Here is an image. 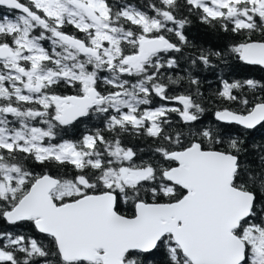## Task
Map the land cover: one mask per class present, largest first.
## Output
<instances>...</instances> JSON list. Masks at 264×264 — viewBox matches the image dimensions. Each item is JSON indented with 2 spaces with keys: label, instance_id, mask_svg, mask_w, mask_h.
Wrapping results in <instances>:
<instances>
[{
  "label": "snow or ice",
  "instance_id": "1",
  "mask_svg": "<svg viewBox=\"0 0 264 264\" xmlns=\"http://www.w3.org/2000/svg\"><path fill=\"white\" fill-rule=\"evenodd\" d=\"M0 8V264H264V145L244 139L264 83L220 77L206 123L192 75L229 56L264 69V0ZM193 16L230 45L190 41Z\"/></svg>",
  "mask_w": 264,
  "mask_h": 264
},
{
  "label": "trees",
  "instance_id": "2",
  "mask_svg": "<svg viewBox=\"0 0 264 264\" xmlns=\"http://www.w3.org/2000/svg\"><path fill=\"white\" fill-rule=\"evenodd\" d=\"M130 1L141 7L147 3V0ZM0 11H6V9L0 8ZM191 20L192 23L187 27L186 35L194 44L203 45L204 47H212L213 50H220V47L230 45L231 38L227 37L226 34L218 33L212 30L208 26L200 23L194 16L191 17ZM227 60L228 62L224 64L214 59L213 63L216 64L217 67L213 69H204L201 66L198 70H192V75L198 77L202 81L201 91L204 93L207 111L201 119L206 123H211L214 120L213 109L215 104L210 98L212 97L213 92L219 87L220 77L230 80L253 78L259 80L261 83H264V69L245 65L231 56L227 57ZM181 64L182 68L188 67L187 63L184 61H182ZM170 74L175 75V73ZM179 74L186 76L188 73L181 71ZM186 86L187 82H182L181 89ZM158 101L159 100L157 98L156 102ZM171 118L174 121L177 120L174 113ZM73 131L77 132L78 135L80 133L79 129H74ZM244 139L249 147L252 145H264V127H258L257 129L246 132L244 134ZM151 143V138L148 137H132L129 145L135 147L137 150L143 149L144 154L147 155L148 148ZM51 171L53 174H56L57 172L56 169H52ZM22 231H27V226H25ZM156 259L159 260L160 257H157Z\"/></svg>",
  "mask_w": 264,
  "mask_h": 264
},
{
  "label": "flooded vegetation",
  "instance_id": "3",
  "mask_svg": "<svg viewBox=\"0 0 264 264\" xmlns=\"http://www.w3.org/2000/svg\"><path fill=\"white\" fill-rule=\"evenodd\" d=\"M131 3H133L132 1H130ZM7 13V10L6 11H0V15H4ZM160 103H162L161 101H158L156 102L155 101V104L154 106H158ZM170 106H178V105H170ZM176 119L178 120L179 117L176 116ZM99 123L98 121L96 120H92V121H85L83 123H78V125L75 127V128H72L70 130H68L66 132V134L64 135V138L65 139H78L80 137V135L85 132L87 129L91 128L93 126V124H97ZM74 129H79L80 130V133L78 135L77 132H74L73 130ZM75 136V137H74ZM132 140V137H127L126 138V142L129 144Z\"/></svg>",
  "mask_w": 264,
  "mask_h": 264
},
{
  "label": "water",
  "instance_id": "4",
  "mask_svg": "<svg viewBox=\"0 0 264 264\" xmlns=\"http://www.w3.org/2000/svg\"><path fill=\"white\" fill-rule=\"evenodd\" d=\"M248 66H249V65H248ZM252 67H258V66H252ZM258 127H260V126H258ZM258 127H257V128H258ZM257 128H256V129H257ZM253 130H254V129H253Z\"/></svg>",
  "mask_w": 264,
  "mask_h": 264
}]
</instances>
